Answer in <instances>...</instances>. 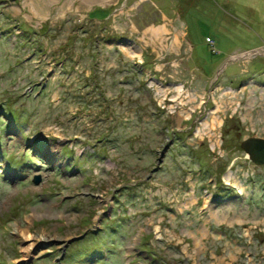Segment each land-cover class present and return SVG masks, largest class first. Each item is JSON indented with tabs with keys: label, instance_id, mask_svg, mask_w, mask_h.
Returning a JSON list of instances; mask_svg holds the SVG:
<instances>
[{
	"label": "rangeland",
	"instance_id": "rangeland-1",
	"mask_svg": "<svg viewBox=\"0 0 264 264\" xmlns=\"http://www.w3.org/2000/svg\"><path fill=\"white\" fill-rule=\"evenodd\" d=\"M154 2L0 0V264H264V0Z\"/></svg>",
	"mask_w": 264,
	"mask_h": 264
},
{
	"label": "crops",
	"instance_id": "crops-1",
	"mask_svg": "<svg viewBox=\"0 0 264 264\" xmlns=\"http://www.w3.org/2000/svg\"><path fill=\"white\" fill-rule=\"evenodd\" d=\"M16 2L19 15H21L24 21H31L35 23H41L49 20H57L71 17L73 15L76 18H87L93 22H101L95 19L97 16L94 13L99 12L105 14L103 20L110 21L115 15V11L119 12L116 14L117 18L120 16L128 17L131 23H134V18L139 21L146 22L151 20L145 17V13L148 7H153L157 10L154 0H10ZM137 9V12L131 14L133 10ZM160 14L159 20L164 19L172 23V20L167 17L164 13L158 10L155 11ZM54 18V19H53ZM133 18V21H132ZM157 22L147 21L145 25L154 27L158 25ZM148 31L153 35L152 28H148ZM163 31H159L160 36L163 35ZM158 32V31H157Z\"/></svg>",
	"mask_w": 264,
	"mask_h": 264
},
{
	"label": "water",
	"instance_id": "water-1",
	"mask_svg": "<svg viewBox=\"0 0 264 264\" xmlns=\"http://www.w3.org/2000/svg\"><path fill=\"white\" fill-rule=\"evenodd\" d=\"M241 150L247 155L248 160L256 167H264V139L248 138L242 141ZM40 183V178L35 177L34 185Z\"/></svg>",
	"mask_w": 264,
	"mask_h": 264
}]
</instances>
